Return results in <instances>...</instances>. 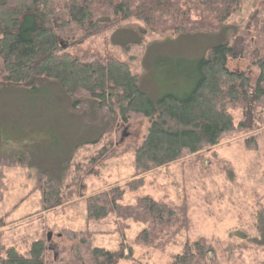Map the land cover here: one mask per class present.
Listing matches in <instances>:
<instances>
[{"label":"rangeland","instance_id":"obj_1","mask_svg":"<svg viewBox=\"0 0 264 264\" xmlns=\"http://www.w3.org/2000/svg\"><path fill=\"white\" fill-rule=\"evenodd\" d=\"M54 1L63 9L66 0ZM96 19L109 25L111 16L105 12ZM61 35L67 45L60 51L86 63L121 60L139 76L142 91L151 86L160 93L166 85L168 90L171 67L183 68L176 59L199 58L226 40L236 54L228 59V68L246 73L253 87L256 57L264 53V0H239L213 33L206 29L160 35L128 20L86 39L75 25ZM158 53L167 60L153 72L149 57ZM40 90L48 98L0 89L2 245L26 255L34 241L42 240L44 264H78L76 255L87 263L93 248L131 251L130 258L116 264H170L198 243L213 249L203 264H264L263 221L258 228L260 214L264 217V96L249 106L229 105L235 129L223 133L214 146L196 154L184 152L172 164L141 172L134 168L133 156L147 129L143 117L130 114L126 123H118L85 93L68 99L49 82ZM241 123L243 128L238 127ZM139 180V188L129 187ZM47 182L61 186L65 197L61 205L43 211ZM114 186L124 191L118 201L121 209L136 210L137 202L149 197L169 206L174 215L161 223L140 210L136 213L143 220L137 222L115 213L88 219L86 199ZM83 237L84 244L79 240Z\"/></svg>","mask_w":264,"mask_h":264},{"label":"trees","instance_id":"obj_2","mask_svg":"<svg viewBox=\"0 0 264 264\" xmlns=\"http://www.w3.org/2000/svg\"><path fill=\"white\" fill-rule=\"evenodd\" d=\"M54 3V0H0V89L15 88L25 95L48 98L40 87L49 82L68 99L80 92L87 94L98 110H104L118 123H126L130 114L143 117L147 129L133 156L137 171L163 167L178 161L184 152L196 154L214 146L223 133L235 129L228 106L238 103L249 106L264 96V53L256 57L258 77L251 87L246 73L228 68V59H234L236 54L226 40L211 46L199 58L176 59L183 68L171 67L166 74L168 90L166 85L162 93L151 86L142 87L147 90L142 91L139 76L121 60L107 57L86 63L78 56L60 51L67 45L61 34L70 25L84 32L83 39L128 20H135L144 30L160 35L206 29L213 33L230 17L239 0H66L59 10ZM105 12L111 20L109 25H100L96 18L104 17ZM165 60L158 53L149 57L148 67L154 72L162 68ZM238 127L243 128V123ZM47 183L41 199L43 211L61 205L65 197L61 186ZM142 184L139 180L129 187L137 189ZM123 192L121 187L114 186L89 196L87 218L98 221L115 213L137 222L143 220L136 213L140 210L161 223L174 215L169 206L149 197L141 198L136 210L121 209L118 201ZM262 216L259 229L260 222L264 226ZM84 238L79 239L83 244ZM192 247H186L170 264H203L205 254L213 253L212 248L198 243ZM45 255L46 244L42 240L34 241L26 255L0 242V264H44ZM87 255V263L76 255L78 264H116L130 258L131 251L93 248Z\"/></svg>","mask_w":264,"mask_h":264},{"label":"water","instance_id":"obj_3","mask_svg":"<svg viewBox=\"0 0 264 264\" xmlns=\"http://www.w3.org/2000/svg\"><path fill=\"white\" fill-rule=\"evenodd\" d=\"M50 236H48V239H49Z\"/></svg>","mask_w":264,"mask_h":264}]
</instances>
